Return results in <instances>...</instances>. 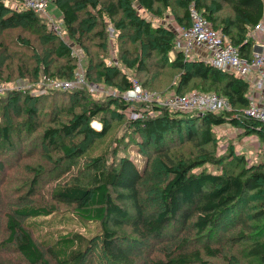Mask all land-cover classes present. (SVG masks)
<instances>
[{"label": "trees", "instance_id": "obj_1", "mask_svg": "<svg viewBox=\"0 0 264 264\" xmlns=\"http://www.w3.org/2000/svg\"><path fill=\"white\" fill-rule=\"evenodd\" d=\"M49 2L58 11L66 33L81 44L88 55L86 74L90 81H101L120 94L129 88L131 79L147 91L164 89V93L171 90L181 95L194 89L200 93H214L224 97L231 110L198 114L150 105L151 115L129 119V138L140 139L130 143L136 144L137 153L146 159L142 171L127 156L112 164L102 156L96 157L84 177L53 188L52 203L48 206H25L8 214L7 241L14 243L22 261L26 264H83L92 245V249L99 246L105 264H134L137 256L130 249L137 247L139 251L152 239L155 243L147 255L157 245L170 248L167 251L163 248L158 258L146 256L147 264H216L207 258L219 259L224 253L222 247L238 249L242 243H246L242 247H246L244 253L249 262L264 264V161L249 165L243 154L232 149L221 156L216 154L220 137L216 130L226 123L240 128L243 135L257 136L264 146V122L243 113L249 102V83L233 74L220 72L204 61L185 59L174 47V32L161 23L153 25L137 11L141 8L159 19L170 14L176 24L189 26L192 6L213 29L230 41L240 55L249 57L252 43L248 33L262 17L263 0ZM107 27L115 34L116 65L107 63ZM84 39L93 42L100 53L93 57ZM34 42L46 48L36 51ZM121 66L127 71L123 72ZM74 68L75 61L69 48L48 28L42 16L30 9L5 6L0 0V83L18 77L35 81L41 75L70 79ZM66 92L48 90L38 96L18 92L0 94V102L9 96V102L16 106L19 98L31 102V105H24L29 117L20 125L13 126L6 118L0 121V156L13 145L14 137L21 130L30 133L38 128L34 103L50 96V103L55 104L54 96ZM81 92L72 94L78 99L80 110L76 112V105L71 102L66 118L54 116L53 125L44 128L39 136L41 144L57 151V161L69 166L83 155L88 140L103 137L110 123L122 119L134 104L125 102L120 94L109 95L101 102L87 100L82 104L79 101L85 97ZM138 104V108L149 106ZM52 109L54 115L63 111V108ZM105 113H110L113 120L104 118ZM92 120L101 123L100 130L90 127ZM71 136L82 140L65 143V138ZM155 158L159 159L164 180L160 182L161 186L154 187L159 193V209L152 212L142 200L140 185L146 175L150 176L152 170H147ZM4 166L0 157V172ZM206 166H212L214 171L206 170ZM42 171L32 169L31 189L36 186ZM248 195L259 197L257 204L254 202L256 208L247 214L249 222H245L247 216L242 211L237 229L228 228V234L221 242L214 246L199 243L205 237L210 238L218 228L234 224L237 219L234 212L243 207ZM74 219L80 227L94 224V235L88 238L77 230L67 231L66 225ZM249 225L254 240L247 237ZM44 227H48L44 234L34 239L32 233ZM188 228L193 235L183 234Z\"/></svg>", "mask_w": 264, "mask_h": 264}, {"label": "rangeland", "instance_id": "obj_2", "mask_svg": "<svg viewBox=\"0 0 264 264\" xmlns=\"http://www.w3.org/2000/svg\"><path fill=\"white\" fill-rule=\"evenodd\" d=\"M6 2V3H5ZM3 4L5 6H9L11 8H19V0H3ZM53 8V5L51 2H48V6L45 10V13H37L45 20L48 28L57 36V34L53 31V26H61L65 33L66 30L63 26V24L60 21V16L56 14V12H51L50 10ZM48 9V10H47ZM138 13L142 17H146L153 22V25H156L158 23H161L163 26L170 30H174V24L175 21L173 20L172 15L167 14L162 19L155 18L151 14H148L141 8H137ZM58 13V11H57ZM54 20V22H51L50 20ZM174 32V31H173ZM109 35V34H108ZM175 35V34H174ZM114 36H108V64H117L116 62V46L114 45ZM58 39H60L62 42L66 44V46L70 49H74V47L77 49V54L80 55L78 59H81V67L82 71L85 76V84L81 87H74L72 89L67 90L66 93L59 96H54V99L56 101L55 104L50 103V96L46 99L40 100V102L34 103V108L36 110V122L38 124V128L30 133L28 132H22V130L19 132L18 136L19 139L17 140V137H14V142L11 147H7L5 150L1 152V160L5 162V166L3 167V170L0 172V263L2 264H26L22 261V257L19 255V252L16 249V246L13 242L7 241V237L9 234V231H7L6 228V219L8 214H13V212L18 209L25 206H35V205H49L52 203L50 194L55 186H64L69 181L78 178L80 176L84 177V173L88 171V168L90 167V164L93 161V158L96 157H103L107 160L108 164H112V162L117 163V159H119L122 156L129 157L132 162L137 166V168L142 171L143 167L146 164V159L144 156L140 155L136 151V144L130 143L132 141H140L139 138H129L128 136V124L127 122L129 119L138 120V118H142L145 116L151 115V109L150 105L147 107H141L138 108L139 104H133L132 106H135L138 108V110H134V107L128 108V110L124 113L122 119L119 121H112L110 123V128L106 132V134L101 138H95L93 140H88L85 144V152L83 155L78 157L72 165H68L66 163L57 161L58 155L57 151L53 147H49L46 144H41L39 142V136L40 133L43 131L44 128L52 126V122L55 121L54 116H59L62 120H64L67 116V112L69 110V107L72 103H75V111L78 112L80 110V107L78 106V99L74 98L72 94L82 91V96L85 97L84 99H81L79 101L80 103L84 104L87 100L88 101H95V102H101L107 99V97L110 96H117L120 93L115 90L113 87L104 84L103 82H92L89 80L86 69L88 66V55L85 54V51L83 49V46L81 44H78L75 40L70 38V36L66 33L65 35L57 36ZM111 39V40H110ZM87 45L90 46V53L95 57L100 52L95 49L93 46V42L85 41ZM81 45V46H80ZM33 46H36L37 50H43L45 47H40L38 42H34ZM175 47V46H174ZM41 53V52H40ZM102 55V54H101ZM71 56V55H70ZM170 56L173 57V54L170 53ZM72 57V56H71ZM73 58V57H72ZM77 60V59H76ZM75 58L74 61L76 62ZM120 66V65H119ZM121 70L123 72H126L127 69L125 67L121 66ZM75 73L76 70L74 68V72L72 75L71 80L75 79ZM131 77V73L128 75ZM46 76L41 75L36 80H28L24 77L20 78H14L12 81L3 82L0 83L1 86H3L4 90L3 93H13L18 92L20 95H24L28 93L29 90H32L31 92L38 94V88L41 86V84H44ZM13 78V76H12ZM48 78V77H46ZM52 79V78H51ZM30 85V87H28ZM98 86V90H97ZM168 87V86H167ZM168 89V88H166ZM158 91L151 90L149 92L154 93L155 97L163 99L166 96H169L171 94H175L174 91L168 90L165 92L164 89H157ZM164 90V91H162ZM86 91V92H85ZM196 91V90H190L187 91ZM197 92V91H196ZM23 93V94H22ZM185 94V93H184ZM8 95V94H6ZM3 95V96H6ZM38 96V95H37ZM10 97V96H9ZM9 97H5L6 99L0 102V121L4 120L6 118L7 121H9L13 126H18L21 124L22 121L26 120L29 116L26 115L24 111V105L29 104L31 105L30 101H27L25 98H19L17 106L15 103L9 102ZM21 106V107H20ZM40 106V108H39ZM61 106V107H59ZM72 106V105H71ZM65 107V108H64ZM60 109L63 108V111H58L56 115H54L53 111L54 109ZM40 109V110H39ZM6 111V115L4 113ZM143 111H146L147 113H143ZM222 111V110H218ZM226 111V110H225ZM106 115L104 118L107 120H113V117L110 113H105ZM98 126V129H97ZM90 127L94 130H100L101 129V123L98 122V120H92L90 122ZM240 128H235L231 126L230 124L226 123L222 126L217 127V133L219 139L216 147V154L221 156L225 154L229 149L234 150V152L238 154H243L245 156V160L247 164H257L261 161H264V146L262 143H260L259 139L255 135H243L242 132L239 130ZM135 137V136H134ZM81 137H67L65 138V143L72 142H81ZM188 146V145H187ZM186 147V146H185ZM186 149L184 148L183 152ZM189 150V149H188ZM179 154V153H177ZM159 159H153L151 163V166L147 170L149 172L150 176L146 175V177L143 180V183L140 185L142 188V200L145 203V206L147 207L148 211H155L159 209L158 204V196L159 193L156 190L158 186H161L164 180V174L162 171V168L159 166L158 163ZM57 164H54L56 163ZM149 163V162H148ZM206 170L208 171H214V168L212 166H206ZM32 169H39L43 170L41 176L38 178V182L34 188H30L29 184L30 181L34 175L32 173ZM146 172V173H147ZM155 179V181L152 179ZM159 179V180H158ZM160 182H162L160 184ZM155 185V186H153ZM152 187V188H151ZM156 187V188H154ZM151 188V189H150ZM154 188V189H153ZM150 189V190H149ZM261 198V197H260ZM257 200H259V197L256 195H248V198L246 197L245 202L243 204V207L240 208V210L235 213L234 216H237V219H235L234 224L231 226H224L221 228H218L216 231L212 232L210 234V238H203L200 240L199 243H209L211 246H214V244L221 242L223 240L226 234H228L229 229L231 228L233 230L237 229V221H240L242 218V211L243 215L246 213L245 216L251 211L256 208L255 203L257 204ZM255 202V203H254ZM57 206H60L57 204ZM59 210L62 211V207H59ZM238 213V214H237ZM20 220V219H19ZM231 218L228 219L230 221ZM250 217L247 216L245 222H249ZM227 222V221H226ZM48 227H44L42 230H37L34 234L32 233L33 238H37L42 236L44 232L47 230ZM67 231H74L77 230V232H80L84 235H86L88 238H91V236L94 235L96 231V227L94 224H88L86 227H80L78 224L75 223V219L73 222H68V225H66ZM247 233L250 238V240H254V237H251L253 235H250L252 233L251 225L247 228ZM183 234L187 235H193L192 230L190 228L185 229ZM35 236V237H34ZM155 243V240L151 239L150 243H147L142 248L137 250L138 248H132L130 249L131 253L136 254L137 259L135 260L134 264H147L146 256L149 257H160L162 255V249L163 251H167L170 247L160 246L157 245L153 251L147 255L148 251L153 247V244ZM246 243L239 244L240 248H228L227 245L222 247V250L224 251L223 255L218 259H209L207 260L210 263H216V264H252L246 259L245 256V250L242 246H246ZM98 246V245H97ZM92 245H90L89 253L86 255V259H84L83 264H105L104 257L102 256V253L98 249V247H95L92 249ZM239 247V246H238ZM47 256V255H46ZM48 258V257H47ZM222 261V262H221Z\"/></svg>", "mask_w": 264, "mask_h": 264}, {"label": "built area", "instance_id": "obj_3", "mask_svg": "<svg viewBox=\"0 0 264 264\" xmlns=\"http://www.w3.org/2000/svg\"><path fill=\"white\" fill-rule=\"evenodd\" d=\"M49 0H19L20 7L30 9L35 13H45ZM6 3V2H5ZM189 16L191 24L182 26L174 24V46L180 51L185 59H191L192 54L198 47H203L208 52L205 63L223 73L233 74L243 78L249 83L248 106L243 113L246 116L264 122V0L263 13L258 24L248 33L252 41V50L249 57L239 54L238 50L230 41L221 35L219 31L212 28L207 21L194 7H190ZM54 22V20H50ZM57 36L65 35L64 29L53 26ZM109 36L113 35V29L107 27ZM70 55L75 58V79H51L45 77L44 84L38 88V94L28 91L31 96L42 95L48 90L67 91L74 87H81L85 84V76L81 67L80 55L77 49H70ZM30 87V85H28ZM3 86L0 84V94L3 93ZM98 90V86H97ZM120 97L129 103L148 104L159 108H166L178 112H196L202 114L218 110H231L230 103L222 96L214 93H200L191 91L185 94H171L163 99L155 97L141 87L134 79H131L127 88Z\"/></svg>", "mask_w": 264, "mask_h": 264}, {"label": "crops", "instance_id": "obj_4", "mask_svg": "<svg viewBox=\"0 0 264 264\" xmlns=\"http://www.w3.org/2000/svg\"><path fill=\"white\" fill-rule=\"evenodd\" d=\"M50 11L53 13L56 12V14H58L57 10H55L54 7ZM251 50H252V46H251ZM208 55H209L208 52L203 47H198L192 54L191 60H200L205 62V60L208 58Z\"/></svg>", "mask_w": 264, "mask_h": 264}, {"label": "bare ground", "instance_id": "obj_5", "mask_svg": "<svg viewBox=\"0 0 264 264\" xmlns=\"http://www.w3.org/2000/svg\"><path fill=\"white\" fill-rule=\"evenodd\" d=\"M97 129H98V126H97Z\"/></svg>", "mask_w": 264, "mask_h": 264}]
</instances>
